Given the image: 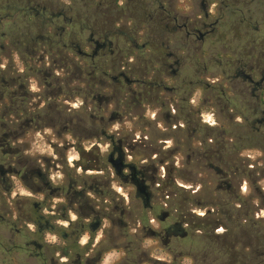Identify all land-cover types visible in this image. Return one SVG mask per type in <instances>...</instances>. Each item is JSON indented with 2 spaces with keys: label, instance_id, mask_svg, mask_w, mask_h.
Masks as SVG:
<instances>
[{
  "label": "rangeland",
  "instance_id": "1",
  "mask_svg": "<svg viewBox=\"0 0 264 264\" xmlns=\"http://www.w3.org/2000/svg\"><path fill=\"white\" fill-rule=\"evenodd\" d=\"M4 4L5 0H0V8ZM163 4L165 9L180 15L181 23L190 19L191 25H200L205 21L206 11L193 6L191 0H165ZM210 11L213 13L208 23L221 17L217 31L203 43L196 37L186 40L184 34L173 38L169 52L176 57L169 60L164 73L146 75L153 50H143L145 31L128 11L118 25L127 33L138 32L140 36L131 45L123 39L113 40L116 56L124 59L118 70L132 81L142 78L162 82L165 90L146 94L144 87L131 84L124 90L103 91L101 102L93 103L86 102L81 92L84 88L73 83L68 91L62 84L64 95L55 100L45 96L46 88L37 77H31L24 80L30 94L25 107L30 115L27 119L6 115L0 121V128L3 120L16 130L29 118L34 119L28 135L15 144L9 142L11 148H20V162H31L45 172L47 162L54 161L63 169H53L51 176L62 178L67 173L69 181L77 186L92 182L88 177L113 178L112 191L118 197L131 195L130 203L124 201L123 205L119 200L117 207L131 209L134 264H264V136L254 143H245L242 138L239 143L235 137L248 132L245 119H264V84L254 89L245 78L248 75L260 83L264 77L248 70L264 67V0H246L245 7L239 10L211 6ZM10 30L11 25L0 20V77L5 75L6 80L26 73L19 55L12 60L8 39L2 37ZM248 54L254 56L245 57ZM157 61L155 67L163 71ZM46 62L44 70L50 68L49 59ZM243 62L244 73L240 71L237 76ZM62 74L60 70L55 73L58 78H63ZM216 85H225L237 105H232L230 112L235 116L233 139L220 137L219 130H211L219 126L217 118H222L214 107V93L202 88ZM137 95L143 96L138 99ZM7 105L1 104L0 118ZM203 105L209 109L199 113ZM258 109L262 114H254ZM209 118L215 125L208 123ZM187 121L196 132L194 138L188 137ZM113 148H121L126 163L145 170L148 177L155 179L156 184H147L153 196V210H144L135 189L123 185L107 162ZM168 180L170 187L163 188ZM13 182L14 192L32 194L20 181ZM162 213L169 215L164 223L160 219ZM205 218H209L210 224L216 221V225L202 230ZM177 223L180 236L171 238L167 247L151 238L149 232H141L147 225L148 230L160 234L170 230L173 235ZM136 232L142 240L136 238ZM117 256L118 251L111 250L105 264L118 260ZM25 262L20 253L17 264Z\"/></svg>",
  "mask_w": 264,
  "mask_h": 264
},
{
  "label": "flooded vegetation",
  "instance_id": "2",
  "mask_svg": "<svg viewBox=\"0 0 264 264\" xmlns=\"http://www.w3.org/2000/svg\"><path fill=\"white\" fill-rule=\"evenodd\" d=\"M176 1L178 0H173V3ZM255 1L250 0L251 3ZM158 2L165 10L163 4L165 0H158ZM191 2L193 6L206 11L205 21L200 25L196 22L191 25L190 19L188 22L181 23L180 15L174 12L173 23L177 32L175 37L184 34L186 40L196 37L201 43L214 34L220 24L221 17L213 23L207 22L213 13L210 11L211 6L239 10L246 4V0H191ZM201 34L204 35L203 39H200ZM256 47H254L255 50ZM253 56L248 54L245 57ZM157 62L164 69V58L160 57ZM260 68L261 66L249 67L248 70L250 73L264 72V67ZM244 69L243 62L242 66H239V71L244 73L242 72ZM245 78L254 89L263 87L264 77L260 83L255 82L248 75ZM15 93L12 87H0V104L19 103L22 98ZM7 113L6 110L2 119H5ZM22 116L27 117L21 115L16 119ZM33 123L34 119L29 118L16 130H12L3 120L1 122L0 264H17V256L20 253L25 256L24 264H105L111 250L118 251V260L111 264H116L117 261L118 264H134L131 209L117 207L119 200L123 201V205H125L124 201L130 203L131 195L124 199L118 197L112 191L113 178L88 177L92 182L86 181L82 186H77L69 181L67 173L62 178L55 179L51 176L53 169L56 172H59L57 170L59 168L63 169L54 161L47 162L45 172L31 162H20V148H11L9 142L12 141L15 144L20 138L28 135L33 130ZM112 152L117 156L121 153L125 157L121 148H113ZM63 157L66 158V154H63ZM154 172L156 173L157 170ZM118 178L126 187L132 186L135 189L144 210H153L151 206L153 196L147 184H156L154 178L148 177L145 170H139L137 167L127 168ZM15 179L32 194L24 196L14 192L16 183L13 180ZM168 218V214L160 215L162 223ZM136 222L140 223V220ZM142 231L149 232L151 238L160 240L166 247L170 245L171 238L180 236L181 232L179 223L173 226V235L170 234V230H167L165 234L148 230L147 225L143 226ZM136 235L137 239L142 240L137 232Z\"/></svg>",
  "mask_w": 264,
  "mask_h": 264
},
{
  "label": "trees",
  "instance_id": "3",
  "mask_svg": "<svg viewBox=\"0 0 264 264\" xmlns=\"http://www.w3.org/2000/svg\"><path fill=\"white\" fill-rule=\"evenodd\" d=\"M124 2L125 6L122 5ZM127 11L145 31L147 40L143 48L153 50V57L147 63L146 75L149 72L164 73L169 60L175 58L169 50L177 32L173 23V11L163 10L158 0H5L4 6L0 8V20L10 24L11 30L2 37L8 39L12 60L14 55H19L26 72L9 80H6L5 75L0 77V87H17L15 94L23 99L19 103L8 104L7 115H30L29 108L25 107L30 94L24 80L31 77H37L46 88L45 96L55 100L62 97L65 87L68 91L73 83L81 85L84 88L81 90L85 95L83 99L93 103L101 102L103 91L116 88L124 90L131 84L144 87L146 94L165 90L162 82H147L142 78L132 81L118 70L124 59L116 56L113 40L123 39L131 45L139 39L138 32L129 31L128 33H131L128 34L125 28L118 26ZM1 49L4 50L5 47L2 46ZM160 57H163L165 62L163 71H158L155 67L154 61ZM47 59L51 63L50 68L44 70ZM58 70L63 73V78L55 75ZM9 71L13 72L12 69ZM260 73L264 74L263 71ZM236 74H240L239 69ZM202 89L204 92L214 93V107L218 108L222 118V121L217 118L219 126L211 130H219L220 137L229 136L233 139L235 116L230 115V112L232 105H237L230 97V91L225 85L207 86ZM141 96L137 95L136 98ZM207 104L208 102L204 105ZM9 105L11 107L8 108ZM204 105L199 109V113L208 111L209 106ZM255 113L261 112L258 109ZM89 120L93 121V117L89 116ZM190 123L187 121L188 137L194 138L196 132L189 127ZM244 125L249 130L246 134L235 136L239 143L241 138L245 139V143H254L264 136V119L254 122L245 119ZM171 175L170 171V178L173 177ZM170 184L171 181H165L163 188H169ZM186 221L183 222L188 223ZM214 225L216 221L210 224L209 218H205L200 228L208 230Z\"/></svg>",
  "mask_w": 264,
  "mask_h": 264
},
{
  "label": "water",
  "instance_id": "4",
  "mask_svg": "<svg viewBox=\"0 0 264 264\" xmlns=\"http://www.w3.org/2000/svg\"><path fill=\"white\" fill-rule=\"evenodd\" d=\"M204 35L201 34V38L203 39ZM107 162L112 166V168L114 169L115 173L117 176H121L124 174V171L127 168H134L136 166L132 165V164H128L126 163V158L120 153L118 156H116V154L114 152H112L108 159Z\"/></svg>",
  "mask_w": 264,
  "mask_h": 264
},
{
  "label": "built area",
  "instance_id": "5",
  "mask_svg": "<svg viewBox=\"0 0 264 264\" xmlns=\"http://www.w3.org/2000/svg\"><path fill=\"white\" fill-rule=\"evenodd\" d=\"M212 119L211 118H209V121H208V123H212V121H211ZM214 123V122H213ZM213 125H215V123L214 124H211V126H213Z\"/></svg>",
  "mask_w": 264,
  "mask_h": 264
}]
</instances>
